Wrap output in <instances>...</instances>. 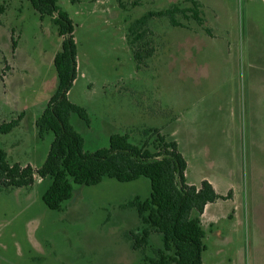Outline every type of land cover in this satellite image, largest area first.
Returning <instances> with one entry per match:
<instances>
[{
  "label": "rangeland",
  "instance_id": "1",
  "mask_svg": "<svg viewBox=\"0 0 264 264\" xmlns=\"http://www.w3.org/2000/svg\"><path fill=\"white\" fill-rule=\"evenodd\" d=\"M58 1L75 26L78 77L69 99L91 119L87 126L72 117L85 151L108 148L115 133L143 145L152 142L145 130L160 129L180 144L189 183L208 180L219 194H230L203 219L204 264H264V0H199L202 24L192 12L177 15L178 27L167 17L153 18L146 40L154 53L142 65L130 45L131 24L148 12L191 3ZM62 42L52 18L42 19L28 0H0V125L27 112L24 126L1 138L10 163L38 170L46 161L55 136L40 138L33 120L56 90L54 59ZM50 185L36 176L30 188H0V264L142 261L144 253L128 239L141 220L122 205L150 198L149 179L75 185L63 211L43 202ZM162 247L154 233L146 253Z\"/></svg>",
  "mask_w": 264,
  "mask_h": 264
},
{
  "label": "trees",
  "instance_id": "2",
  "mask_svg": "<svg viewBox=\"0 0 264 264\" xmlns=\"http://www.w3.org/2000/svg\"><path fill=\"white\" fill-rule=\"evenodd\" d=\"M41 18H52L58 35L63 38L61 50L54 59L58 83L45 110L36 121L40 138L49 132L54 141L44 164L35 170L31 165L10 163L1 137L10 134L20 125L17 120L0 125V188H30L35 177L51 179V185L42 199L48 209L63 211L64 203L74 196L75 185L96 186L105 179L119 182H133L144 177L151 182V196L142 199L137 196L122 208L137 210L142 227L131 230L128 239L134 251L144 253L139 264H203L207 250L206 231L201 217L207 205L221 196L213 185L204 180L200 186L188 183L186 172L188 162L175 139H169L158 128L145 130L150 137L143 145L131 142L129 133H115L110 136L108 148L95 152L84 149L85 139L72 124L77 115L87 126L91 119L88 111L71 102L69 94L78 77V51L75 40V26L70 15L63 10L58 0H28ZM81 0H72L73 4ZM192 8L174 6L158 12H148L136 19L129 27V39L137 64L142 65L153 56L154 48L146 40L152 31L149 22L153 18L167 17L175 27L181 26L178 14L192 12V18L202 24V4L199 0H186ZM145 47H148L147 49ZM162 236L163 247L146 253L151 246V236Z\"/></svg>",
  "mask_w": 264,
  "mask_h": 264
},
{
  "label": "crops",
  "instance_id": "3",
  "mask_svg": "<svg viewBox=\"0 0 264 264\" xmlns=\"http://www.w3.org/2000/svg\"><path fill=\"white\" fill-rule=\"evenodd\" d=\"M49 101V100H48ZM45 110V107L42 109V111H40V113L38 114V115H36L35 117H34V125L36 126V121L38 120V118L42 115V113H43V111ZM26 117H27V112H26V114L24 115V117H23V119H22V121H21V125H19L17 128H20V127H22V126H24V123H25V120H26ZM16 128V129H17ZM16 129H14L10 134H12ZM35 131H36V133H38V135H39V130H38V128L36 127V129H35ZM3 137V136H2ZM1 137V138H2ZM179 144V143H178ZM179 147H180V144H179ZM188 169V168H187ZM186 177H187V180H188V174H187V172H186ZM204 181V180H203ZM212 185H213V187L215 188V185L211 182V181H209ZM188 183H189V181H188ZM189 184H191V185H195V184H192V183H189ZM200 185H201V183H200ZM200 185H196V186H200ZM215 190H216V188H215ZM217 191V190H216ZM218 193V192H217ZM219 194V193H218ZM221 195V194H220ZM221 196H224V195H221ZM218 202V201H217ZM216 203V202H215ZM212 204H214V203H212ZM211 204H209V205H207L206 206V208H205V211H204V214L202 215V217H201V222H202V225H203V227H204V224H203V219H204V217L207 215V217H208V214H209V210H210V206ZM231 217H233V218H237L238 217V210H237V208H234L233 209V211H232V216ZM208 220H209V223L211 224V227H213L215 224H216V221L214 220H212V219H210V217L208 218ZM205 229V228H204ZM214 235V234H213ZM215 236V235H214ZM162 237V236H161ZM217 237H219V236H217L216 235V238ZM151 239H152V236H151ZM208 249V248H207ZM211 259H212V257H210ZM203 264H204V260H203Z\"/></svg>",
  "mask_w": 264,
  "mask_h": 264
}]
</instances>
